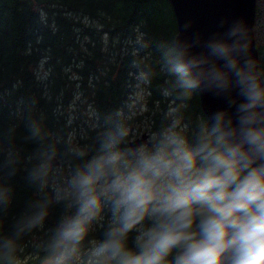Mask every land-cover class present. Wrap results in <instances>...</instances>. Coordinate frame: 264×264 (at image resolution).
Listing matches in <instances>:
<instances>
[{"label":"trees","instance_id":"16d2710c","mask_svg":"<svg viewBox=\"0 0 264 264\" xmlns=\"http://www.w3.org/2000/svg\"><path fill=\"white\" fill-rule=\"evenodd\" d=\"M253 30L264 71V0ZM176 34L170 0H0V242L14 241L0 264H47L58 225L75 213L67 183L83 163L75 149L96 154L118 122L130 147L140 130L152 140L178 119L191 139L207 121L197 91L181 95L167 70ZM139 89L143 113L128 107ZM33 120L43 139L30 137ZM41 164L47 174L37 179ZM109 223L105 208L65 264H93Z\"/></svg>","mask_w":264,"mask_h":264},{"label":"clouds","instance_id":"9594fccd","mask_svg":"<svg viewBox=\"0 0 264 264\" xmlns=\"http://www.w3.org/2000/svg\"><path fill=\"white\" fill-rule=\"evenodd\" d=\"M246 35L237 24L208 39L204 52L169 49L181 95L226 102L191 139L176 119L150 144L122 147L129 129L118 122L96 154L74 150L83 161L67 181L75 213L58 225L47 264H65L105 208L110 223L93 264H264V71ZM28 127L33 139L46 135L39 120ZM46 174L47 164L34 172ZM13 250L12 239L0 242L5 257Z\"/></svg>","mask_w":264,"mask_h":264},{"label":"water","instance_id":"95a60500","mask_svg":"<svg viewBox=\"0 0 264 264\" xmlns=\"http://www.w3.org/2000/svg\"><path fill=\"white\" fill-rule=\"evenodd\" d=\"M177 25L174 45H187L193 53L204 52V43L215 36L225 34L237 24L243 25L249 43V55L258 67V54L255 46L253 24L255 20L256 0H170ZM201 109L207 117L217 109L226 106L222 97L201 94L197 91ZM148 134L129 141V146L150 144ZM51 166L59 165L53 156Z\"/></svg>","mask_w":264,"mask_h":264},{"label":"rangeland","instance_id":"374dc122","mask_svg":"<svg viewBox=\"0 0 264 264\" xmlns=\"http://www.w3.org/2000/svg\"><path fill=\"white\" fill-rule=\"evenodd\" d=\"M136 95L135 96H132V98H130L129 102H128V107L129 109L133 110L135 113H143L145 111V106L143 105V90L142 89H139V90H136L135 91ZM143 133H146L145 130H140L139 131V134L136 135V136H132L130 138V140H134L135 138H138L140 137Z\"/></svg>","mask_w":264,"mask_h":264}]
</instances>
